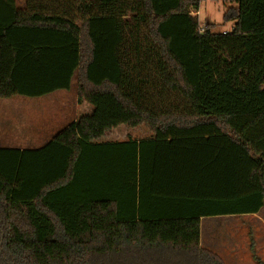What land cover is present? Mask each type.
I'll return each mask as SVG.
<instances>
[{
	"label": "trees",
	"instance_id": "obj_1",
	"mask_svg": "<svg viewBox=\"0 0 264 264\" xmlns=\"http://www.w3.org/2000/svg\"><path fill=\"white\" fill-rule=\"evenodd\" d=\"M202 1L0 0V98L78 74L95 106L0 147V264H224L186 238L264 206V0H229L226 33L200 27ZM120 123L155 136L93 142Z\"/></svg>",
	"mask_w": 264,
	"mask_h": 264
},
{
	"label": "rangeland",
	"instance_id": "obj_2",
	"mask_svg": "<svg viewBox=\"0 0 264 264\" xmlns=\"http://www.w3.org/2000/svg\"><path fill=\"white\" fill-rule=\"evenodd\" d=\"M225 1L226 3L223 0L202 1L199 11L193 12L198 14L202 29L209 23L215 24V31L233 29L234 22L224 20L227 6L231 5L229 0ZM56 91L41 97L15 95L0 98V146L20 144L35 146L43 143L46 138L35 139L31 136L41 126H53L60 130L68 125L72 117L70 107L73 102L76 108L80 105L81 114L91 111L92 106L85 100V91L79 83L78 74L69 91ZM61 101L68 103L62 104ZM24 131L27 139L20 138L24 137L22 135ZM112 131L108 130L100 139H113ZM140 131L144 132L139 134V137L146 138L145 130L140 128L138 132ZM262 220L254 215L201 218L196 222L200 229L190 232L186 240L198 241L200 246L218 254L224 264H255L253 249L264 262V211ZM128 231L136 234V228L132 225L128 226ZM106 235L108 234L105 231L95 233L91 244L104 246ZM112 239L114 240V235ZM137 239L138 236L132 240Z\"/></svg>",
	"mask_w": 264,
	"mask_h": 264
},
{
	"label": "crops",
	"instance_id": "obj_3",
	"mask_svg": "<svg viewBox=\"0 0 264 264\" xmlns=\"http://www.w3.org/2000/svg\"><path fill=\"white\" fill-rule=\"evenodd\" d=\"M15 1H16L18 8H23L25 6L26 0H15ZM224 31H228V30H224ZM62 90H65V89H61L58 91H62ZM69 90H66V91H69ZM55 92H57V91H55ZM77 94H78V92H77ZM77 99H79V98L77 97ZM85 100L88 102V104L90 106H92L91 111H89L88 113H85V114H81L80 105H79V107L77 106V108H76L74 105V102H73V104L71 103L72 105L70 108H71V112H72V117H71L69 123L70 122L79 123L83 117H85L87 115H92L94 113V111H95L94 104L89 102L87 99H85ZM61 103L66 104L68 102L67 101L66 102L61 101ZM140 128L145 130V133L147 134L146 138L145 137H139L140 136L139 134L144 132V131L138 132V130ZM110 129L114 131V132L112 131L114 138L113 139H107V140H104V139L101 140L100 138L103 137L105 135V133ZM60 130H59V128L58 129L53 128V126H41L40 129L36 130L34 135L31 137L35 138V139H37L39 137L46 138V140L43 143L35 145V146H30L27 144L26 145L20 144V145H4V146H0V147H15V148H20V149L40 148L44 144H46L51 138H53ZM25 131L22 133V135H24V137L21 136L20 137L21 139H27L26 135H25ZM154 136H155L154 132L149 128V126L146 123H140L137 125H131L129 123H120L116 126L108 128L99 138L94 139L93 142H117V141H127V140L140 141V140H144V139H152V138H154ZM106 137H108V135ZM263 211H264V206L257 213H246V214H242V215H254L260 221H263L262 220L263 219ZM221 216H229V215H221ZM215 217H220V216H215ZM201 218H208V217H201Z\"/></svg>",
	"mask_w": 264,
	"mask_h": 264
},
{
	"label": "built area",
	"instance_id": "obj_4",
	"mask_svg": "<svg viewBox=\"0 0 264 264\" xmlns=\"http://www.w3.org/2000/svg\"><path fill=\"white\" fill-rule=\"evenodd\" d=\"M224 33H226L227 31H223Z\"/></svg>",
	"mask_w": 264,
	"mask_h": 264
}]
</instances>
